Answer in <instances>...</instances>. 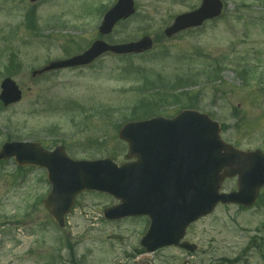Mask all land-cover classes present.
<instances>
[{"label":"rangeland","instance_id":"374dc122","mask_svg":"<svg viewBox=\"0 0 264 264\" xmlns=\"http://www.w3.org/2000/svg\"><path fill=\"white\" fill-rule=\"evenodd\" d=\"M113 1L46 0L34 31L0 0V92L8 76L23 90L14 105L0 101V148L8 141L63 144L74 159L111 156L120 164L128 147L118 132L127 119L171 118L191 106L222 125L227 143L264 152V0H222L219 18L172 38L164 29L202 0H135L136 13L105 39L149 35L151 51L106 54L88 67L32 77L88 48L99 35L102 18L94 16ZM146 100L149 113L139 106ZM236 188L233 177L221 190ZM50 190L45 169L0 161V264H264V188L254 205L219 204L192 224L186 239L198 246L194 253L168 247L137 257L147 217L106 220L104 209L117 201L85 192L60 227L43 204Z\"/></svg>","mask_w":264,"mask_h":264},{"label":"water","instance_id":"95a60500","mask_svg":"<svg viewBox=\"0 0 264 264\" xmlns=\"http://www.w3.org/2000/svg\"><path fill=\"white\" fill-rule=\"evenodd\" d=\"M222 9L221 0H203L198 9L178 15L165 33L172 37L184 29L201 26L205 20L219 16ZM133 11V0H119L106 14L102 33H109L120 18ZM152 46L150 37L120 45L98 40L84 53L52 62L33 75L85 65L107 51L124 54ZM1 87L0 98L6 105L21 99L22 91L12 79H5ZM220 132V124L209 115L186 109L171 119L156 117L122 127L120 137L129 145L127 158L135 157L136 162L118 166L109 158L74 160L61 146L48 151L39 142L18 141L5 143L0 159L15 156L20 165L48 170L53 189L44 204L61 226L77 194L84 190L105 191L122 200L106 211L107 217H151L150 229L142 239L149 251L169 244L194 250L195 245L179 243L191 222L212 212L219 202L250 206L264 187V153L237 149L226 143ZM236 175L238 189L221 193L225 178Z\"/></svg>","mask_w":264,"mask_h":264},{"label":"flooded vegetation","instance_id":"af4514ba","mask_svg":"<svg viewBox=\"0 0 264 264\" xmlns=\"http://www.w3.org/2000/svg\"><path fill=\"white\" fill-rule=\"evenodd\" d=\"M44 1H46V0H39L36 2H31L30 0H5L4 6L6 7V10H7L9 15L20 19L19 26H23V27L27 26L28 28L29 27L32 28V26H30L32 23L27 24V20H30V17H32L33 18V28H34V27H36L35 17H36V14H38V6L40 5V3H43ZM114 2H115V0L110 3V7L114 4ZM102 4L105 5L104 3H102ZM105 10L103 11V13L101 15H98V16L95 15L94 16L96 18V21L98 18L99 19L102 18L100 24L96 26V30H98V33L100 32L101 24L104 20L103 18H104ZM132 16L133 15L119 20L116 23V25L113 27L112 33H113L114 29L119 26L120 23L130 19ZM59 23L61 24V21L56 20L55 24H59ZM59 25H55V26H59ZM97 38H99V36H97L96 39Z\"/></svg>","mask_w":264,"mask_h":264},{"label":"trees","instance_id":"16d2710c","mask_svg":"<svg viewBox=\"0 0 264 264\" xmlns=\"http://www.w3.org/2000/svg\"><path fill=\"white\" fill-rule=\"evenodd\" d=\"M141 108H143V110H145L146 113H149L150 111L148 110L149 109V105H147L146 103H142L141 105ZM151 108V107H150ZM138 118H141L138 116Z\"/></svg>","mask_w":264,"mask_h":264}]
</instances>
